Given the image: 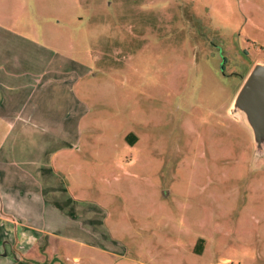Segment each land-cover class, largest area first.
I'll return each instance as SVG.
<instances>
[{"label": "rangeland", "instance_id": "obj_1", "mask_svg": "<svg viewBox=\"0 0 264 264\" xmlns=\"http://www.w3.org/2000/svg\"><path fill=\"white\" fill-rule=\"evenodd\" d=\"M258 60L264 0H0V161L42 156L77 216L13 264H264V137L232 104Z\"/></svg>", "mask_w": 264, "mask_h": 264}, {"label": "crops", "instance_id": "obj_2", "mask_svg": "<svg viewBox=\"0 0 264 264\" xmlns=\"http://www.w3.org/2000/svg\"><path fill=\"white\" fill-rule=\"evenodd\" d=\"M3 120L5 118H0L1 123ZM18 123L21 124V122ZM17 130L25 132L22 131L21 126ZM36 136L34 139H40L39 135ZM32 149L36 152L40 150L36 145ZM30 164H33V167L28 166L26 160L22 162V158H19L18 165L0 161V173L5 174L8 170L21 172L19 181L12 182V180L6 181L5 179L3 185L8 199L16 203H19L20 199L22 215L20 218L21 228L18 231L13 230L11 218H0V264H13L11 258L15 252L14 236L23 246V260L31 259L33 262L38 261L39 263L45 257L44 253L49 251L53 253L56 245L59 246L54 243L61 236L68 238L69 241L73 239L70 237L71 229L74 227L73 222L77 219L74 205L72 208L64 206L62 212L60 208V205H70L72 200L67 203L68 199L61 198L60 188L57 184H50V190L47 189V192L45 189H41L40 182H43V179L39 173L48 174L50 171L48 166H44L45 159L42 156L34 157ZM28 172L32 173L28 174ZM52 174L54 172L51 173V176ZM18 187L19 191H13V188L18 189ZM45 211H47V215H45ZM43 236H46L47 239H43Z\"/></svg>", "mask_w": 264, "mask_h": 264}, {"label": "water", "instance_id": "obj_3", "mask_svg": "<svg viewBox=\"0 0 264 264\" xmlns=\"http://www.w3.org/2000/svg\"><path fill=\"white\" fill-rule=\"evenodd\" d=\"M232 104L243 112L255 139L264 137V62L255 61L238 87Z\"/></svg>", "mask_w": 264, "mask_h": 264}, {"label": "trees", "instance_id": "obj_4", "mask_svg": "<svg viewBox=\"0 0 264 264\" xmlns=\"http://www.w3.org/2000/svg\"><path fill=\"white\" fill-rule=\"evenodd\" d=\"M131 135H133V134L129 133V134L127 135V137H130ZM202 244H203V239H202L201 237H199V238L197 239V245H198L199 249L202 248Z\"/></svg>", "mask_w": 264, "mask_h": 264}, {"label": "flooded vegetation", "instance_id": "obj_5", "mask_svg": "<svg viewBox=\"0 0 264 264\" xmlns=\"http://www.w3.org/2000/svg\"><path fill=\"white\" fill-rule=\"evenodd\" d=\"M252 64H253V63H252ZM249 69H250V68H248L244 74H241L240 72H237V73H239L240 76H241V82H242L243 79L245 78V76H246V74L248 73ZM241 82H240V84H241ZM240 84H239V86H240ZM239 86H238V87H239ZM237 89H238V88H237ZM236 91H237V90H236ZM235 93H236V92H235ZM234 95H235V94H234ZM234 95H233V96H234Z\"/></svg>", "mask_w": 264, "mask_h": 264}]
</instances>
